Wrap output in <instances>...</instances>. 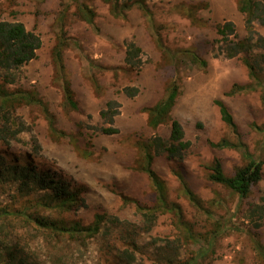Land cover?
Masks as SVG:
<instances>
[{"label":"rangeland","instance_id":"obj_1","mask_svg":"<svg viewBox=\"0 0 264 264\" xmlns=\"http://www.w3.org/2000/svg\"><path fill=\"white\" fill-rule=\"evenodd\" d=\"M144 1L150 15L137 6L117 15L105 0H0L1 19L23 21L43 41L37 57L12 71L15 81L7 84L10 90L34 93L43 104L17 106L15 116L24 128L10 144H0V150L32 161L73 186L85 199L84 206L50 212V216L87 225L96 213L106 212L138 229L132 264H264L252 244L254 236L264 244V222L256 227L245 215L248 202L261 195L264 179L245 204L230 189L208 178V166L215 158L230 175L245 163L244 147L213 145L224 138L240 139L264 161V47L255 46L232 58L222 52L226 37L218 33L219 24L235 23L237 35L229 38L248 36L237 0ZM82 3L94 10V23L78 15ZM255 28L257 35L264 36V25L256 23ZM60 33L64 41L62 70L53 57ZM132 41L142 50L136 68L125 60L127 44ZM190 52L204 57L208 65L194 62ZM247 60L255 65L254 74ZM65 80L71 83L77 109L65 101L61 87ZM172 80L179 85L172 116L182 123L191 145L183 159L164 153L156 157L154 167L168 185L169 199L181 206L183 218L180 221L172 212L160 213L147 229L136 203L123 199L129 196L154 204L150 177L137 168L141 158L138 145L155 134L169 137V124L158 129L148 124L146 108L165 95ZM235 84L248 87L230 94ZM126 86L139 91L128 96L123 91ZM110 99L121 103L115 120L120 131L96 133L88 126L103 124L101 110ZM218 101L233 114L239 137L223 120ZM50 118L63 135L52 132ZM179 173L211 213L196 208L184 195ZM16 193L15 186L0 189L1 200L14 208L37 196L19 194L17 198ZM34 203L32 207L27 203L30 210L35 209ZM15 224L38 256L33 259L41 264H52L58 255L67 264H112L121 247L120 241L113 240L119 233L115 230L107 238L99 234L72 241L47 236L23 221Z\"/></svg>","mask_w":264,"mask_h":264},{"label":"trees","instance_id":"obj_2","mask_svg":"<svg viewBox=\"0 0 264 264\" xmlns=\"http://www.w3.org/2000/svg\"><path fill=\"white\" fill-rule=\"evenodd\" d=\"M111 5L112 11L119 15L124 11L137 6L146 15H150L151 9L144 0H105ZM239 10L245 15V23L248 29V36L245 39L229 38L230 34H236V25L232 21L218 25V33L224 35L225 43L222 52L228 58L237 56L244 50L253 49L255 46L264 47V36L257 35L255 24L264 25V0H237ZM78 15L89 23H94L95 12L89 5L82 3L78 7ZM63 34L60 33L54 47L53 57L56 65L63 69ZM42 37L36 31L27 28L26 24L20 20H6L0 18V144H10L18 138L24 126L18 124L15 112L18 105L23 103H42L34 93L27 90H10L7 84L15 79L11 72L35 59L38 50L42 47ZM141 48L135 42L127 44L126 63L136 68L140 65ZM192 60L201 66H207L208 61L195 52H190ZM250 66L252 74L255 73V65L246 61ZM64 98L67 104L77 109L78 104L71 83L66 81L61 85ZM248 86L235 84L230 94L244 89ZM128 96H135L138 93L137 87L126 86L123 89ZM179 95V85L176 80H172L167 87L165 95L154 105L146 108L148 113V124L158 129L163 124L170 125V135L165 138L161 134H155L145 142L139 143L140 162L137 168L148 174L151 180V189L154 195V204L148 205L129 196L124 197V203H136L137 210L143 218L145 227L151 228L155 219L160 213L172 212L180 221L183 214L179 204L169 199V189L166 181L157 173L154 162L156 157L166 154L172 159H183L185 152L190 147L191 142L186 138L185 129L182 123L172 116V110ZM223 120L229 125L232 132L239 137L240 132L233 114L228 107L218 101ZM121 103L117 99H110L101 110L103 118L102 125L88 126L96 133L116 134L120 129L116 126L115 120L120 113ZM47 116L50 117L47 107L44 108ZM81 125V124H80ZM50 127L53 133L62 134L50 118ZM215 147L241 148L244 147L245 163L239 166L230 175L226 173L223 163L219 158H215L208 166L209 180L222 184L239 196L240 201L247 203L255 186L264 179V161L249 151L247 146L240 139L232 141L222 139L213 143ZM181 189L189 201L198 209L207 211L203 200L194 191L185 177L179 173ZM17 188L14 196H25L35 193L33 200L19 202L20 205L10 207L4 203L0 196V260L3 264H41L35 252L30 250L26 243L24 233L18 231L16 222H25V226H34L38 230L44 231L47 236L68 237L72 241L85 240V238L102 235L103 237L113 235V240L120 241L121 247L116 252L112 264H132L135 257V249H138L137 234L138 229H131L125 221L119 217L104 213H96L94 219L89 224H82L79 220H69L50 216V212H70L75 207L85 205V199L79 195L73 186L60 178L54 177L50 172L37 166L30 160L23 161L16 159L14 154L6 150H0V189L6 187ZM30 196V197H31ZM20 200V199H17ZM27 201V202H26ZM31 203L29 209L27 203ZM13 204V203H12ZM11 204V205H12ZM39 209V212H37ZM48 212V214L46 213ZM246 217L252 221L253 225L260 227L264 222V189L257 201H249L245 213ZM126 225V226H125ZM119 228V230H116ZM129 228V229H128ZM218 231V230H216ZM124 235H123V234ZM253 248L261 259L264 260V244L259 238L252 237ZM119 243V244H120ZM52 264H67L61 255L56 256ZM186 264V263H184Z\"/></svg>","mask_w":264,"mask_h":264}]
</instances>
